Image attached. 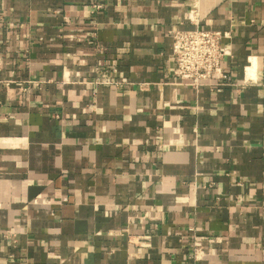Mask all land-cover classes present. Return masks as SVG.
Listing matches in <instances>:
<instances>
[{
	"label": "crops",
	"instance_id": "crops-1",
	"mask_svg": "<svg viewBox=\"0 0 264 264\" xmlns=\"http://www.w3.org/2000/svg\"><path fill=\"white\" fill-rule=\"evenodd\" d=\"M94 1L0 0V264H264V0L201 1L233 84L198 92L189 0Z\"/></svg>",
	"mask_w": 264,
	"mask_h": 264
},
{
	"label": "built area",
	"instance_id": "built-area-1",
	"mask_svg": "<svg viewBox=\"0 0 264 264\" xmlns=\"http://www.w3.org/2000/svg\"><path fill=\"white\" fill-rule=\"evenodd\" d=\"M201 1L189 0L188 11L194 27L169 30L172 38L171 60L175 83L192 87L196 92L203 87L214 89L218 86L233 84L230 73L223 67L225 56L231 54L229 45L225 43V39L230 38V30L209 29L201 26L199 20L204 15L201 11ZM105 2V0H95L90 6V12L98 11ZM111 70L113 73L117 72L115 67ZM102 73L104 72L100 74ZM98 81L115 86L131 83L115 76H104ZM25 82L27 86L29 84L40 85L45 80L31 79ZM146 84L145 82L139 83V87L142 89ZM203 239L208 240L209 237L203 236ZM149 240V234L139 237V242L144 245H148ZM201 240L202 238L195 237V242H201ZM199 244L194 245V257H199L202 252Z\"/></svg>",
	"mask_w": 264,
	"mask_h": 264
},
{
	"label": "bare ground",
	"instance_id": "bare-ground-1",
	"mask_svg": "<svg viewBox=\"0 0 264 264\" xmlns=\"http://www.w3.org/2000/svg\"><path fill=\"white\" fill-rule=\"evenodd\" d=\"M255 58H253V63L251 66L248 67V73H250L249 75H251L253 73V71L255 70ZM253 75V74H252Z\"/></svg>",
	"mask_w": 264,
	"mask_h": 264
}]
</instances>
